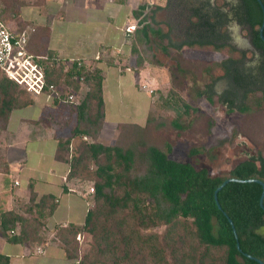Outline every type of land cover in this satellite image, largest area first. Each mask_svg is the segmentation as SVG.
Wrapping results in <instances>:
<instances>
[{"label":"trees","instance_id":"16d2710c","mask_svg":"<svg viewBox=\"0 0 264 264\" xmlns=\"http://www.w3.org/2000/svg\"><path fill=\"white\" fill-rule=\"evenodd\" d=\"M239 1L254 50L242 71L237 67L229 69L221 62L215 65L221 70L219 76L233 74V84L239 87L240 98L247 103L236 104V98L228 100L219 95L217 102L226 104L230 110L237 107L243 112L249 111L252 104L264 103V41L259 37L262 11L258 2ZM261 1L264 4V0ZM144 8L145 5H141L135 15L139 16ZM8 9L7 3L4 9L0 7L2 20ZM144 20L142 18L141 22ZM133 31L131 52L136 65L141 67L142 53L152 50L150 45L158 37L154 36L150 23ZM29 44L30 40L27 48L43 67L44 93L51 85L57 87V95L50 102L65 103L69 106V117L74 115L71 131L59 137L56 158L68 163L67 178L79 183L84 178L94 182L90 186L93 192H89L90 203L84 223L80 226L70 224L56 231L68 257L75 258L77 264L106 263V260L109 264H120L123 261L129 263L136 254L145 252L143 259L152 257L151 264H169L165 262L163 252L171 245L173 264H259L254 258L264 262V235L257 232L264 226V208L259 204L261 185L255 181H230L217 193L221 209L214 199L215 189L227 178H253L264 182V153L257 151L256 157L239 162L227 175H211L206 168H196L190 162L171 158V142L166 141L161 147L154 137L151 138L152 128L163 125L162 122L152 125V121L159 117L157 111L163 103L164 107L176 111L177 116L171 124L182 131L190 106L186 102L171 104L168 99L162 102L156 96L144 125L121 123L117 126L115 139L103 142L99 138L104 123L100 70L84 63L78 66L76 59L68 66L52 51L33 52ZM163 49L166 53L167 47ZM206 71L209 73V69ZM82 85L86 90L79 95ZM69 92L78 94L77 102L67 100ZM256 92H260L259 98L255 96ZM198 96L215 103L210 84H205ZM34 97L6 75H0V134L6 129L11 110L32 103ZM77 137L85 140L89 137L91 141L74 148ZM126 137L132 141L123 143ZM197 151L192 149L189 154ZM84 159L96 164L93 173L83 172L81 163ZM262 202L264 206V197ZM54 207V196L38 197L30 186L27 201H19L16 208L0 213V232L11 242L42 243L46 238L43 233L45 219ZM228 217L234 224L241 252ZM160 225L165 226L162 235L153 230ZM15 228L18 232L10 234L9 231ZM84 231L91 236L92 257L80 254V242L76 238ZM0 264H9L8 256L0 253Z\"/></svg>","mask_w":264,"mask_h":264},{"label":"crops","instance_id":"0c3cea01","mask_svg":"<svg viewBox=\"0 0 264 264\" xmlns=\"http://www.w3.org/2000/svg\"><path fill=\"white\" fill-rule=\"evenodd\" d=\"M149 2L0 0V7L4 9L6 3L10 7L4 13L7 25L28 29L33 52L50 50L68 66L76 59L100 70L104 102V123L99 135L102 141L114 137L121 123L144 125L150 112L155 94H150L148 88L158 85L156 75H151L147 66L136 65L131 52L135 32L126 31L131 25L153 26ZM141 5L145 8L136 16ZM153 41V46L160 49L166 46L180 51L171 47L165 37ZM85 90L86 87L80 86L79 95ZM33 99L32 103L11 110L6 129L0 134V213L16 208L19 201H27L30 186L38 197L54 196L55 207L45 219L46 238L42 243L11 242L0 232V253L8 256L9 264H77L75 258L66 255L56 231L84 223L91 195L88 187L67 178L68 163L56 158L59 137L67 135L70 127L68 123L66 129L62 128L57 122L69 119L68 113L59 116L58 105L44 95ZM11 231L10 234H15L18 228Z\"/></svg>","mask_w":264,"mask_h":264},{"label":"rangeland","instance_id":"374dc122","mask_svg":"<svg viewBox=\"0 0 264 264\" xmlns=\"http://www.w3.org/2000/svg\"><path fill=\"white\" fill-rule=\"evenodd\" d=\"M4 17L7 19L6 16ZM242 45L248 49L249 58L252 51L249 28L247 32L243 30ZM150 46L153 47V43ZM224 53H228L227 48L214 53L209 46H193L178 52L167 48L166 54L162 53L159 46H154L153 50H145L142 53V65L149 68L151 75H156L158 85L153 89L155 96L162 102L168 99L171 104L186 102L190 106L185 127L179 131L171 124V120L177 116L176 111L167 106L164 107L161 103V109L157 111L159 117L152 121V125L158 122H162L163 125L156 129L152 128L153 131L150 130L151 138L154 137L155 143L161 147H164L163 144L166 141L171 142V158L190 162L196 168H206L211 175H227L231 168L245 160L248 155L255 154L257 151L264 153V103L259 106L252 104L249 111L242 112L237 107L230 110L226 104L217 102L219 94L213 89H220L216 78L220 77L221 70L213 60L221 58ZM230 54L232 57L237 56L236 52H230ZM206 69H209V73ZM205 84H210L213 90L215 100L213 104L209 103L204 96H198V91L203 89ZM255 96L259 98L260 92H256ZM241 102L247 103L240 98L236 104ZM68 109V105L61 103L56 110L59 116L65 117ZM74 122V115H71L69 119L64 118L62 123L59 121L57 123L65 129L70 125L67 130L69 133ZM116 136L117 132L114 137L102 138V141L112 142ZM90 141L89 137L86 140L77 137L73 147L77 148L83 142ZM131 141L130 137L123 139L125 144ZM192 149H198V151L190 155L189 151ZM81 167L83 172L89 174L93 173L97 166L92 160L84 159ZM81 181L82 185L88 188L94 185L93 181L85 178ZM153 230L158 235H162L165 226L160 225ZM77 240L80 242V254L82 256L89 254L92 257L90 234L84 231ZM171 249L169 245L163 252L164 260L169 264H173L175 259L170 254ZM143 256L145 252L138 253L129 263L123 261L120 264H151L152 257L146 256L143 259ZM96 264H109V262L106 260V263Z\"/></svg>","mask_w":264,"mask_h":264},{"label":"flooded vegetation","instance_id":"af4514ba","mask_svg":"<svg viewBox=\"0 0 264 264\" xmlns=\"http://www.w3.org/2000/svg\"><path fill=\"white\" fill-rule=\"evenodd\" d=\"M161 1L149 2L148 13L154 36L165 37L171 47L180 51L202 44L212 47L214 53L227 48L229 54L224 53L221 58L213 60L214 63L221 62L229 69L237 67L241 71L248 65V49L242 45L243 30L247 32L248 25L243 19V11L240 12L239 0ZM160 50L166 54L162 48ZM230 52H236L237 56L232 57ZM232 77V73L220 76L217 80L220 89L214 91L223 99L236 98L237 101L240 89L233 84ZM253 156L256 157V153L246 159Z\"/></svg>","mask_w":264,"mask_h":264},{"label":"built area","instance_id":"2783aa9c","mask_svg":"<svg viewBox=\"0 0 264 264\" xmlns=\"http://www.w3.org/2000/svg\"><path fill=\"white\" fill-rule=\"evenodd\" d=\"M134 28L135 25L128 26L126 31L128 33L132 32ZM28 40V29L11 28L0 18V75H6L31 94L35 96L44 95L46 100L50 101L57 95V87L51 85L49 90L44 93L43 67L28 50ZM76 61L78 66L83 63L81 60ZM141 86L146 88L145 85ZM152 91L153 89H148L149 93H152ZM77 99L74 92L67 94L68 101L77 102ZM89 192H93L92 187L89 188ZM79 236L78 234L77 239H79Z\"/></svg>","mask_w":264,"mask_h":264},{"label":"water","instance_id":"95a60500","mask_svg":"<svg viewBox=\"0 0 264 264\" xmlns=\"http://www.w3.org/2000/svg\"><path fill=\"white\" fill-rule=\"evenodd\" d=\"M257 2H258V4H259V6H260V8H261V11H262V21H261V25H260V27H259V37L261 38V40H263L264 41V35H263V29H264V4L262 3V1L261 0H256ZM230 181H239V182H250V181H255V182H258L260 185H261V187H262V192H261V195H260V198H259V204H260V206L262 207V208H264V206H263V202H262V200H263V197H264V182H262L261 180H258V179H236V178H227V179H225L216 189H215V191H214V199H215V201H216V204H217V207L219 208V209H221V206H220V204H219V202H218V200H217V193H218V191L219 190H221V188L224 186V185H226L228 182H230ZM224 215H226V213L224 212ZM227 216V215H226ZM228 221H229V223L231 224V226H232V229H233V233H234V235H235V238H236V241H237V243H236V246H237V248H238V250L241 252V249H240V246H239V243H238V238H237V235H236V231H235V228H234V224H233V222H232V220L228 217ZM257 232L258 233H260V234H262V235H264V226L263 227H261V228H259L258 230H257ZM246 256H248V257H250V258H254V257H252L251 255H248V254H245ZM259 264H264V262L263 261H261L260 259H257V258H254Z\"/></svg>","mask_w":264,"mask_h":264}]
</instances>
